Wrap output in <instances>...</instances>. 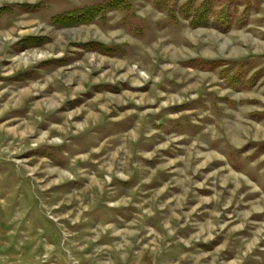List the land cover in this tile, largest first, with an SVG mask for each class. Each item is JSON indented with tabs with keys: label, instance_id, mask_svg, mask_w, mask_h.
I'll use <instances>...</instances> for the list:
<instances>
[{
	"label": "rangeland",
	"instance_id": "1",
	"mask_svg": "<svg viewBox=\"0 0 264 264\" xmlns=\"http://www.w3.org/2000/svg\"><path fill=\"white\" fill-rule=\"evenodd\" d=\"M112 1L0 0V264H264V0Z\"/></svg>",
	"mask_w": 264,
	"mask_h": 264
},
{
	"label": "trees",
	"instance_id": "2",
	"mask_svg": "<svg viewBox=\"0 0 264 264\" xmlns=\"http://www.w3.org/2000/svg\"><path fill=\"white\" fill-rule=\"evenodd\" d=\"M120 1H112L106 5H98L95 8H85L77 11L70 12L64 16L55 17L53 23L60 26L78 25L92 22L94 18L100 15L104 9L114 10L118 8ZM85 48L92 47L94 49L106 52L103 45L100 44H87L83 45Z\"/></svg>",
	"mask_w": 264,
	"mask_h": 264
},
{
	"label": "bare ground",
	"instance_id": "3",
	"mask_svg": "<svg viewBox=\"0 0 264 264\" xmlns=\"http://www.w3.org/2000/svg\"><path fill=\"white\" fill-rule=\"evenodd\" d=\"M178 51H179V50H178ZM84 76H85V75H84ZM67 88H68V87H67ZM69 93H70V92H69ZM9 98H10V97H9ZM40 100H41V99H40ZM35 103H36V102H35ZM50 103H51V102H50ZM37 104H38V103H37ZM37 106H38V105H37ZM38 107H39V106H38ZM40 108H41V107H40ZM1 109H2V107H1ZM21 110H22V109H21ZM36 110H37V109H36ZM39 110H40V109H39ZM40 111H41V110H40ZM43 111H44V110H43ZM32 113H33V112H32ZM34 113H35V112H34ZM38 113H39V112H38ZM82 113H83V112H82ZM29 115H30V114H29ZM34 115H35V114H34ZM84 116H85V115H84ZM89 116H91V114H90ZM29 117H30V116H29ZM20 121H21V120H20ZM62 121H63V120H62ZM18 122H19V121H18ZM9 123H10V122H9ZM20 123H21V122H20ZM32 123H34V122H32ZM17 124H18V123H17ZM38 124H39V123H38ZM18 125H19V124H18ZM18 125H17V126H18ZM21 125H22V124H21ZM23 125H24V124H23ZM23 125H22V127H23ZM26 125L28 126V124H26ZM54 126H55V125H54ZM19 127H20V126H19ZM19 127H16L15 129L17 130ZM26 128H28V127H25V129H26ZM15 129H14V131H16ZM55 129H56V128H55ZM50 131H51V130H50ZM54 131H55V130H54ZM58 132H59V131H58ZM21 133H22V132H21ZM25 133H26V132H25ZM23 134H24V132H23ZM45 134H46V133H45ZM46 135H47V134H46ZM46 135H45V136H46ZM34 142H35V141H34ZM106 142H107V141H106ZM3 151H4V150H3ZM90 156H91V155H90ZM91 157H92V156H91ZM80 160H81V159H80ZM112 160H113V159H112Z\"/></svg>",
	"mask_w": 264,
	"mask_h": 264
}]
</instances>
